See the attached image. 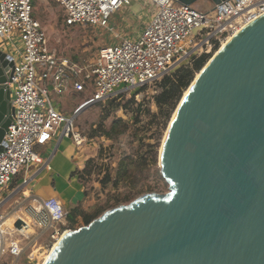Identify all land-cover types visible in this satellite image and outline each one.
<instances>
[{"label":"water","instance_id":"obj_1","mask_svg":"<svg viewBox=\"0 0 264 264\" xmlns=\"http://www.w3.org/2000/svg\"><path fill=\"white\" fill-rule=\"evenodd\" d=\"M173 1L197 8L202 0ZM12 72L0 51V151ZM160 155L169 195L69 230L50 264H264V18L193 85Z\"/></svg>","mask_w":264,"mask_h":264},{"label":"built area","instance_id":"obj_2","mask_svg":"<svg viewBox=\"0 0 264 264\" xmlns=\"http://www.w3.org/2000/svg\"><path fill=\"white\" fill-rule=\"evenodd\" d=\"M133 1L55 0L66 27L97 26L110 32L112 17ZM147 3L153 14L134 41L121 39L86 60L73 61L51 50L46 31L32 15V0H0V51L13 61L8 83L11 120L0 151V203L10 186L33 166L49 169L35 152L36 146L46 145L58 134L83 146L85 138L73 125L81 108L170 76L179 64L189 66L202 54H211L229 36L264 15V0H226L208 9L173 0ZM114 38L119 39L118 34ZM87 89L91 96L74 109L71 118L52 105L54 96ZM36 208L35 213L29 209V219L16 218L24 223L20 228L2 230L0 223V258L4 254L15 261L20 258L23 248L14 235H24L26 226L53 229L50 238L55 241L63 232L58 226L64 225L68 212L57 198L44 200Z\"/></svg>","mask_w":264,"mask_h":264},{"label":"rangeland","instance_id":"obj_3","mask_svg":"<svg viewBox=\"0 0 264 264\" xmlns=\"http://www.w3.org/2000/svg\"><path fill=\"white\" fill-rule=\"evenodd\" d=\"M134 2L131 6L138 12L136 17L129 19L126 14H118L115 21L111 19L110 22L113 32L97 26L66 27L63 24V13L55 0H32V15L40 21L46 31L49 46L57 56L79 61L96 54L104 45H116L121 39L135 40L136 33L146 28L145 22L150 19L152 12L146 5L147 0H137L136 6L133 5ZM114 33L118 34L119 39L114 38ZM220 47L211 52L207 62ZM182 64L173 70L176 71ZM198 73L199 71L194 73L193 79ZM163 78L139 89L121 91L103 102L83 109L75 116L73 125L85 138L84 146L81 148L87 150L85 152L88 156L81 180L91 205L88 213L85 210L82 214L86 216L98 211V215L91 222L115 209L131 206L138 200L150 196L165 197L170 194V185L162 175L160 149L168 123L181 98L170 118L166 120L163 115L165 110L160 111L155 100L162 90ZM90 96V89L80 93L72 91L70 95L54 96L52 105L71 118L74 116V109ZM123 129L125 132L114 138ZM108 130L112 138L111 135L110 137L105 135ZM124 158L130 159L126 160L129 164L127 175L123 181L122 179L118 181L119 164ZM21 181L22 179L10 186L7 191L9 198L0 205V221L4 219L5 228L8 229L14 226L16 218L29 217L27 211L30 208L25 206L28 202L24 200L25 194L28 193L23 191V187L22 189L19 187L18 183ZM3 198H6V195ZM79 217L81 223L72 226L66 221L64 225L58 226L63 231L60 236L65 231H76L86 227L83 215ZM51 230L53 229L43 231L30 228L22 236L15 234L14 237L17 236L23 248L21 256L15 261L8 254H4L0 258V264H43L60 237L56 241L52 240Z\"/></svg>","mask_w":264,"mask_h":264},{"label":"crops","instance_id":"obj_4","mask_svg":"<svg viewBox=\"0 0 264 264\" xmlns=\"http://www.w3.org/2000/svg\"><path fill=\"white\" fill-rule=\"evenodd\" d=\"M134 1L133 5L136 6L137 0ZM146 5H148L147 2ZM210 7L207 0H202L198 3L199 9H208ZM135 9L133 6H130L123 10L120 15L126 14L131 19L138 14ZM117 15L112 17L114 21ZM148 22L149 20L145 24H148ZM66 94L70 95L71 92ZM85 151L87 150L74 145L71 139L61 138L59 134L46 145L36 146L35 152L44 162L48 163L49 169L44 168L42 165L33 166L26 176H21L16 181L18 182L22 179L18 183L19 187L21 189L23 187V191H27L28 193L24 196V200L28 202L25 206L28 208L37 207L44 200L57 198L68 213L73 210L81 212L86 210V213H88L87 211L91 203L87 195H85L84 185L81 180V175L85 170L88 160ZM25 178L27 181L24 183L23 180ZM5 195L6 198H3L0 205L9 197L7 192ZM79 216L77 215L75 218V224L81 223Z\"/></svg>","mask_w":264,"mask_h":264},{"label":"trees","instance_id":"obj_5","mask_svg":"<svg viewBox=\"0 0 264 264\" xmlns=\"http://www.w3.org/2000/svg\"><path fill=\"white\" fill-rule=\"evenodd\" d=\"M209 57L210 54H202L201 56L195 58L189 66H181L176 69V71L172 73L171 76H165L163 78L162 90L155 97V100L160 111L165 110L163 115L166 120L170 118V114L175 110L182 96V93L184 92V90H186V88H188V86L192 82L194 73L202 69ZM124 132L125 129L121 130L114 136V138ZM105 135L110 137V131L108 130ZM126 160L130 159L124 158L119 164L121 172H118V181L120 179H122L123 181L125 179V176L127 175V169L129 164ZM77 215H83L82 219L84 220L85 224L88 225L93 220V218L98 215V211H96L94 214H86V216L85 214H82V212L79 210H73L72 212H69L67 215V221H69L72 226L75 224V218L77 217Z\"/></svg>","mask_w":264,"mask_h":264},{"label":"bare ground","instance_id":"obj_6","mask_svg":"<svg viewBox=\"0 0 264 264\" xmlns=\"http://www.w3.org/2000/svg\"><path fill=\"white\" fill-rule=\"evenodd\" d=\"M195 7H197L198 8V6L197 5H195ZM262 18H264V15L262 16V17H260V18H258L257 20H255L254 22H252V23H250V24H248L247 26H245V27H243L242 29H240V30H238L236 33H234L233 35H231V36H229L226 40H224L220 45H221V47H220V49L214 54V56L205 64V66H204V68L203 69H201V71H199V73L196 75V77H195V79H193V81L190 83V86H188V88H186V90H184V93H183V95H182V97H181V100H180V102H179V104H178V106H177V108H176V110H175V112H174V114H173V116H172V119H171V121L168 123V126H167V128H166V134H165V136H164V139H163V142H162V145H161V149H160V152H162V149H163V146H164V143H165V141H166V139H167V136H168V134H169V132H170V128H171V125H172V123L174 122V120L176 119V116L178 115V113L180 112V110H181V108H182V106L184 105V103L187 101V99H188V97H189V94H190V92H191V90H192V87H193V85L194 84H196L197 82H198V80H199V78L202 76V74L204 73V72H206L209 68H210V66L222 55V53L226 50V48L228 47V45L230 44V43H232L239 35H240V33H241V31H244V30H247V29H249V28H251L252 26H254L255 24H256V22L258 21V20H260V19H262ZM30 209H32V211L35 213L36 211H34L33 210V208L31 207ZM27 212H29L30 213V211H27ZM1 223V226H2V230L4 229H6L5 228V224H4V219H3V221H1L0 222ZM30 228H28V226H26L25 228H24V231L25 232H28L27 230H29ZM71 235H72V233L71 232H67V231H65L59 238H58V240L54 243V245H53V248H52V250L50 251V253L46 256V258H45V260H44V262H43V264H50V261H51V256H52V254H54V252L58 249V248H60V247H62L63 246V244L71 237Z\"/></svg>","mask_w":264,"mask_h":264}]
</instances>
